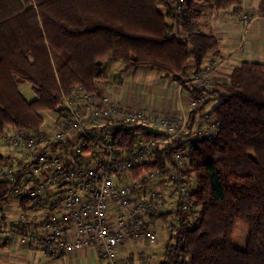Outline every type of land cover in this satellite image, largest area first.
Wrapping results in <instances>:
<instances>
[{
    "label": "trees",
    "instance_id": "trees-1",
    "mask_svg": "<svg viewBox=\"0 0 264 264\" xmlns=\"http://www.w3.org/2000/svg\"><path fill=\"white\" fill-rule=\"evenodd\" d=\"M216 11L240 9L241 0H200ZM171 0H0V130L35 128L41 110L60 102V92L79 83L102 91V59L117 57L132 65H150L177 82L208 57L217 37L194 27L185 10L174 14ZM193 9V8H192ZM175 29V33L171 30ZM209 85L218 119L213 136L193 142L188 164L178 173L189 186L198 216L190 219L177 206L150 219L174 221L153 264H264V255L231 240L236 224L246 227L245 241L264 253V61L241 59ZM29 83L34 96L18 88ZM203 104L188 110L191 122ZM152 133L140 125H116L115 151L131 150ZM177 141L155 148L140 165L163 173ZM4 153L0 149V163ZM9 182L0 181L1 202Z\"/></svg>",
    "mask_w": 264,
    "mask_h": 264
},
{
    "label": "built area",
    "instance_id": "built-area-1",
    "mask_svg": "<svg viewBox=\"0 0 264 264\" xmlns=\"http://www.w3.org/2000/svg\"><path fill=\"white\" fill-rule=\"evenodd\" d=\"M170 5L174 14L185 10L184 0ZM235 20L242 26L240 49L247 11L238 9ZM212 59L192 68L182 81L189 94L186 109L159 114L74 83L60 92L57 106L41 110L35 128L0 130V147L5 148L0 181L9 182L1 211L11 218L14 242L47 255L91 248L99 264H146V257L156 253V228L165 238L174 230V221L158 222L151 214L177 205L188 218H197L198 206L178 170L188 164L193 142L211 138L218 124L212 113L215 93L209 89L219 80ZM198 104L203 106L189 122L188 110ZM119 124L140 125L152 134L139 138L131 150L117 152L112 132ZM177 141L180 146L165 172L139 168L155 148ZM143 241L149 253L139 248Z\"/></svg>",
    "mask_w": 264,
    "mask_h": 264
},
{
    "label": "crops",
    "instance_id": "crops-1",
    "mask_svg": "<svg viewBox=\"0 0 264 264\" xmlns=\"http://www.w3.org/2000/svg\"><path fill=\"white\" fill-rule=\"evenodd\" d=\"M240 7L247 11L249 20L243 34L242 47L240 50H236V44L241 38L242 26L235 20L233 7L228 6L214 11L200 0H189L187 10L191 14L194 27L213 32L217 37V52L212 55L225 58L221 70L217 73L221 77L241 59L264 61V0H241ZM114 58L111 57V59ZM123 63L122 60H108L106 57L102 59V76L97 78L102 91L105 90L110 95L116 96L124 104L141 106L160 113L166 110L175 111L179 108H187L189 97L187 87H180L178 90L176 80L164 76L156 68L141 71L142 78L140 80L142 83L138 87L139 89L137 88V80L130 89L122 84L120 76L114 79L109 78L112 69L113 71L114 69H123ZM136 79L139 77L137 76ZM151 89L155 93L153 100L149 102L148 94ZM182 91L185 94H182ZM157 220L161 222L160 219ZM156 232L158 233H156V238L158 237L157 240H159L160 245L165 237L159 228H156ZM6 243H8V238L1 237L0 264H90L88 257H95L94 251L88 248L72 250L60 254L57 258L48 255L51 257L48 259L45 256L47 254H41L42 252L39 250L37 252L35 248L19 246L17 243L16 246L12 241L6 247ZM146 245V241H143L139 244V248L142 250Z\"/></svg>",
    "mask_w": 264,
    "mask_h": 264
},
{
    "label": "rangeland",
    "instance_id": "rangeland-1",
    "mask_svg": "<svg viewBox=\"0 0 264 264\" xmlns=\"http://www.w3.org/2000/svg\"><path fill=\"white\" fill-rule=\"evenodd\" d=\"M239 42V41H238ZM241 49V48H240ZM240 49H236V50H240ZM108 60H120L119 58H114V59H111V57H106ZM213 58L212 60L214 62H217L218 65L217 67L214 69V73L216 74V76L221 79V78H224V77H221L220 75L218 76V72L221 70V65L222 63L225 61V58H218V57H211ZM206 61V59H205ZM123 69L121 70H118V69H113L110 71V74H109V78H117V76H120L121 79H122V84L127 88L129 87L130 89L132 88V86L135 84V81L137 80V88L139 86H141V83H142V80H140L142 77H141V71L143 70H152L154 67L150 66V65H144V64H140V65H132V64H128V63H123ZM137 76L139 77V79H136ZM185 79V78H184ZM183 79V80H184ZM144 80V79H143ZM182 80V81H183ZM182 81L180 82H177V89L179 90V87L182 85V87L186 86L185 84H182ZM144 86H145V81H144ZM18 88L19 90L21 91V93L23 94L24 97H26L27 99H30L34 96V93H33V90L31 89L29 83L27 82H22L18 85ZM139 89V88H138ZM109 93V92H108ZM154 93L155 91H153V89L150 90V93L148 94V99H149V102L153 100V97H154ZM182 94H185L183 91H182ZM148 109V108H146ZM148 110H151V109H148ZM153 111V110H152ZM169 110H166L164 111L163 113H160L158 111H155L159 114H164L165 112H168ZM171 111V110H170ZM169 111V112H170ZM0 149L2 150H5V148L3 147H0ZM10 216H7V215H3V217L0 218V238L1 237H7L8 238V243H6V247L7 245L10 243V241L14 242L13 240V234L12 232H10V228L12 227V224H11V221H10ZM164 224H161L160 226H163ZM157 233V232H156ZM158 234V233H157ZM245 235H246V227L241 224V223H238L236 224L235 228H234V232L232 234V242L234 244H236L237 246L241 247V248H244V249H247L248 251H251L253 253H256V254H259V255H264L263 252L257 250L256 248L254 247H251L250 245H248L245 241ZM158 236V235H157ZM158 238V237H157ZM165 240V239H164ZM159 241V240H157ZM163 240L162 242H160L161 244L159 245V243L157 242V244L154 246V250H156V253H151V255H148L146 257V260H145V263L146 264H152L155 260H157V258L159 257L160 255V252L162 250V245H163ZM147 244V243H146ZM14 245H16V243L14 242ZM148 245V244H147ZM144 248H142V251H144L145 253H149L151 250L149 249V245ZM17 246V245H16ZM38 252V250H36ZM43 254V253H41ZM48 257V259L51 257L48 256V255H45ZM55 256V258H57L59 255H53ZM54 258V257H53ZM57 260V259H56ZM51 261V260H50ZM88 262L90 264H98L99 261H98V258L97 256L95 255L94 256H89L88 257Z\"/></svg>",
    "mask_w": 264,
    "mask_h": 264
}]
</instances>
